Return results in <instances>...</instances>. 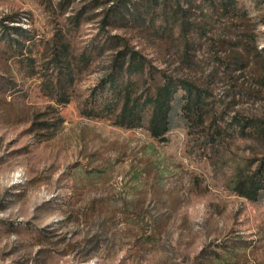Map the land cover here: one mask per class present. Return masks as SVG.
I'll list each match as a JSON object with an SVG mask.
<instances>
[{
	"label": "rangeland",
	"instance_id": "obj_1",
	"mask_svg": "<svg viewBox=\"0 0 264 264\" xmlns=\"http://www.w3.org/2000/svg\"><path fill=\"white\" fill-rule=\"evenodd\" d=\"M60 1L0 0V264H264V188L247 198L236 186L264 157L251 128L264 126V88L213 67L216 37L200 29L248 20L261 47L264 0H179L183 35L163 8L175 0H130L105 28L92 0ZM114 41L152 65L124 75L129 105L165 73L202 91V120L181 107L182 88L164 133L147 110L123 118L106 81Z\"/></svg>",
	"mask_w": 264,
	"mask_h": 264
},
{
	"label": "trees",
	"instance_id": "obj_2",
	"mask_svg": "<svg viewBox=\"0 0 264 264\" xmlns=\"http://www.w3.org/2000/svg\"><path fill=\"white\" fill-rule=\"evenodd\" d=\"M63 1L64 0H61L59 3ZM129 1L130 0H102V2H99L98 0H92L93 3H96L91 7V9L96 10L93 12L92 16L96 17L102 15V20L104 22L103 27L105 28L106 25L115 22L111 21V18L115 16L111 13L113 8H115L117 13L123 8L124 10H128L130 7V5H128ZM175 1L177 3H163V8L167 9L170 13L171 29H173L175 25H178L182 31H180V34L183 35V31L185 32L188 26L184 18L186 13L190 12V7L189 3H178L179 0ZM164 2H166V0ZM182 4H185V6L182 7ZM141 6L135 4L132 7L133 11L134 9L136 10V13L132 15L136 19L141 17ZM208 9L209 12L213 15L215 14L219 18L229 15V13L234 15L235 18L238 17L233 14L237 10L236 7L233 6V3H212ZM201 10L203 9L201 8ZM230 17L231 19H228V22L225 20L215 24L207 20L202 22L203 25L200 29H209V31H212V35L216 37V40L214 39L215 42H213L215 50L212 49L210 50L211 52H209L210 56L215 58L212 66L229 67L233 71H238L239 74H243L245 71H250L253 75L258 74L257 84L260 88H264V45L261 47L258 46L253 33L254 29L250 27L248 20L239 21V18H234L235 24L231 21L233 20L232 16ZM262 21L264 22V20ZM14 29L18 36H21L24 32V29L20 27H14ZM105 35L108 40L107 42H109L112 37H108V34ZM186 41L185 48L189 50V40L187 39ZM111 44H113L112 48L115 50V53L111 60L112 71L107 76L106 81L109 83V90L111 92L114 91L115 95H117L118 91L124 99L122 103L123 118L136 116L139 119L143 116V112L147 110L145 113L148 114L147 122L152 134L158 136L164 133L169 126V116L173 107L171 103L173 95L178 88H182L184 96L181 100V107L183 106L184 111L190 118L202 120L205 115V105L202 103V91L189 80H180L165 73H159L160 80L156 83L153 92H149L150 95L147 100L145 99L141 105L137 102L129 105L128 94L130 83L128 79L124 80V75L132 71L140 74L146 71L151 73L152 65L150 62H147L144 55L128 47V45L125 44L121 50H117V47L121 44L120 41H114ZM118 81L120 82L118 83ZM115 87H117V89ZM246 127L245 123L239 128L243 130ZM258 127L260 130L257 132L263 133L264 126L260 127L258 124H253L251 126L253 129ZM236 186L239 192L247 198L255 197L257 192L264 188V157H262L256 165L253 174L250 177L238 179V181H236Z\"/></svg>",
	"mask_w": 264,
	"mask_h": 264
}]
</instances>
